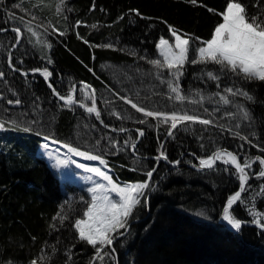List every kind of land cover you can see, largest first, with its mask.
I'll return each mask as SVG.
<instances>
[{
	"label": "trees",
	"instance_id": "trees-1",
	"mask_svg": "<svg viewBox=\"0 0 264 264\" xmlns=\"http://www.w3.org/2000/svg\"><path fill=\"white\" fill-rule=\"evenodd\" d=\"M227 2L197 0L193 5L185 0H63V3L61 0H4L0 4V29L20 26L26 37L18 47H13L14 33L0 34V71L5 73L0 79V93L6 98L0 99V119L10 124L7 130H0V264H31L33 260L37 264H89L94 255L92 247L80 242L78 234L74 235L73 227L75 219L83 218L90 196L74 183H62L39 154L44 135L100 154L112 167L115 178L124 183L145 181L146 171L158 163L151 188L147 190V201H142L135 210L126 236L115 241L112 246L115 253L110 262L106 258L105 264H264L263 230L244 225L236 233L220 223L228 195L238 190L236 177L225 170L234 166L218 161L213 170L193 167L199 166V159L220 148L233 151L242 164L245 159L251 162L256 156L264 158L261 151L264 149V82L235 77L229 81L222 77L217 88L215 82L195 78L204 69L203 65L186 64L181 88L191 89L193 93L201 90L205 97L202 107L186 101L188 114L213 119L214 124L181 125L174 130L173 137L166 135V125L155 127V118H147L152 127L138 124L136 119L142 114L116 95L119 92L148 110L159 109L170 115L173 104L180 102L157 95L161 87L147 75L151 65L139 56L159 58L155 43L161 35L170 36L168 25L199 38L195 44L203 46L201 42L210 39L217 23L222 22L220 13ZM240 2L247 6L250 15L264 14V0ZM18 3L22 8L12 7ZM131 10L141 15L136 16ZM20 16H24L23 22ZM76 21H80L78 27ZM28 24L35 36L26 32ZM53 30L54 36L50 35ZM60 31L66 34L60 36ZM48 43L52 44L50 49ZM105 43L113 47H102ZM132 52L138 56L131 55ZM9 53L17 67L29 72L27 77L10 70ZM48 57L51 64H47ZM20 60L22 64L17 63ZM45 65L53 73L49 81L30 71ZM218 67L208 64L207 70L215 72ZM49 82L62 95L71 92L75 103L69 106L59 101L52 95ZM233 82L253 97L252 101L230 97L247 108L250 121H243L239 116L228 118L225 112L235 113V107L217 104L218 98L207 100L215 92L228 95L223 88L232 86ZM83 84L91 88L82 89ZM92 89L101 120L85 111L91 106L85 93L91 95ZM17 97L22 101L20 105L7 104V99ZM6 108L10 112L3 111ZM205 108L212 116L204 112ZM216 108L220 111L213 112ZM109 112L120 113L125 119ZM9 115L17 125L11 124ZM33 117L40 123L31 125L34 131H23ZM237 122L241 124L240 129L234 127ZM219 125L224 126L223 130ZM120 126L127 131L119 132ZM229 127L247 135L256 146L234 138ZM137 129L145 131L143 137ZM108 137L118 146H124V141L131 139L123 151L110 152ZM97 140L99 148L94 147ZM132 143L136 144L135 151ZM161 152L169 161L180 160L181 164L174 166L163 159L157 162L154 158ZM137 159L139 164L134 163ZM259 169L256 161L251 171L258 173ZM248 184L252 187L246 185L247 191L234 207V215L242 222L260 219L264 223V193H260L264 178H250ZM252 212H258L259 217H253ZM58 213L66 217L62 224ZM192 213H204L206 220L197 219ZM68 256L72 257L71 261Z\"/></svg>",
	"mask_w": 264,
	"mask_h": 264
},
{
	"label": "snow or ice",
	"instance_id": "snow-or-ice-1",
	"mask_svg": "<svg viewBox=\"0 0 264 264\" xmlns=\"http://www.w3.org/2000/svg\"><path fill=\"white\" fill-rule=\"evenodd\" d=\"M185 2L195 5L197 0H185ZM3 3L4 0H0V4ZM61 3H63V0H61ZM12 7L20 9L22 8V4H13ZM209 10L212 11L211 9ZM24 11L27 12V10ZM131 12H134L136 16L141 15L137 10H131ZM220 15L222 16V22L217 23L210 39L201 42L203 46L195 44V40L199 38L192 37L187 33H182L180 30L168 25V33H170V36L165 38V36L161 35L158 43H155V48L158 49L159 52V58L139 56V59L147 60V63L151 65L147 75L158 81L161 91L157 93V95L164 96L167 100H174L180 103H174L171 114L168 115L159 109L148 110L145 106H140L137 102H133V99L128 96L120 95V93L117 92L116 95L119 99L123 100L125 104L131 105V108L135 109L137 113L142 114L141 117L136 119L138 124L152 127L153 125L149 123L147 118H155L157 121L155 127L158 128L161 125L167 126L166 135L168 137H173L175 135L174 130H178L181 125L187 127L188 123L198 122L203 126L214 124L213 119H201L196 114H188L185 102L187 101L202 107L205 97L202 95L201 90H196V92L193 93L191 89L185 91L181 88L180 82L187 71L185 67L186 64L203 65L204 69L195 78L198 80L206 78L210 82H215L217 88H220L222 77L229 81L235 77L244 81L264 82V14L250 15L247 6L240 2V0H228L226 8ZM12 19H16L15 14H12ZM19 19L23 22L24 16H20ZM32 19H35V17L33 16ZM65 19L67 20V17ZM79 24L80 21L75 22L77 27ZM92 27L96 28V25H92ZM4 31L14 33L15 43L13 47H18L22 39L26 38L23 35L24 30L20 26L0 29V34ZM26 32L30 33L31 36L36 35L30 24L26 25ZM45 32L47 33L48 30L45 29ZM65 34V31H60L59 33L60 36ZM50 35L54 36L55 30H53ZM171 40H174V43H170ZM85 43H88V41L85 40ZM101 46L112 48L113 44L105 43ZM47 47L50 49L52 44L48 43ZM131 55L138 56V53L132 52ZM7 63L11 71L18 72L24 77L29 75L28 71L17 67V65L12 62L11 53H9L7 57ZM17 63L22 64L23 60ZM51 63L52 60L48 57L47 64ZM208 64L219 67L214 72L207 70ZM30 71L33 75L39 73L45 81H49V78L53 75L46 65L43 68L37 67ZM4 77L5 73L0 71V79ZM48 87L52 90V95L58 97V100L63 101L65 105L71 106L75 103L71 92H69L68 95H62L51 82L48 83ZM90 88V85H82V89ZM164 89H166V91H164ZM72 91H75L74 86ZM223 92L228 95L215 92L209 94L207 100L211 102L213 98H218L216 99L217 104L235 107V113L231 111L225 112V116L228 118L235 119L239 116L243 121H250L251 115L247 108L243 104L230 99V97H243L247 101H252L253 97L244 89L236 87L234 82L232 86L225 85ZM13 95H15V93H13ZM137 95H139V93H137ZM192 96H196L198 99H191ZM0 99H6L3 97L2 93H0ZM85 99L91 100V106L85 109L86 113H94L95 119L101 120V111L97 109L95 90L92 89L91 95L85 93ZM21 103L22 101L18 97L15 100L7 99V104L11 106H18ZM80 107L84 108V105L81 104ZM3 111L10 112V109L6 108ZM219 111V108L213 109V112ZM204 112L212 116V113H209L207 108L204 109ZM24 115H28V113ZM109 115H114L118 119H125L120 113L109 112ZM127 118L131 119L132 117L128 116ZM8 119L13 126L17 125V121L11 119L10 115ZM39 123L40 121L33 117L28 126L23 128V131H34L31 125ZM101 123H103V121H101ZM7 127L3 119H0V130H7ZM104 127L107 128L109 125H104ZM219 127L221 130L224 128L223 125H219ZM234 127L235 129H240V122H237ZM113 131H117V129L113 128ZM118 131L126 132L127 129L120 126ZM136 131L140 137H143L145 134L143 129H137ZM228 131L234 138H239L241 141L252 145V141L247 135H242L240 131H233L232 127H229ZM36 134L41 135L40 132H36ZM43 139L45 142L41 147L45 150L49 159H51L53 153L49 150L50 145L48 143L50 136L44 135ZM130 139L131 138H129V140ZM129 140L124 141V146L129 144ZM108 141L110 152L113 149L117 151L124 150V146H118L112 141L111 137H108ZM51 143L57 144L59 142L55 138H51ZM200 146L201 148L204 147L203 144ZM61 147L66 148L67 152L75 157H83L87 161H99L100 165H105V160L101 158L100 154L93 155L88 151H81L77 147L68 144H62ZM94 147H101L99 140H97ZM131 147L135 151L136 144L132 143ZM239 147L242 149L244 144L241 143ZM261 151H264V149H261ZM154 159L157 162L163 159L165 162L174 166H179L181 164L180 160L169 161L164 152H161ZM217 161H221L223 165L234 166V169L227 168L225 170L236 177L238 181V190L235 191L234 194L228 195L226 206L222 208V219L226 221L232 229L241 230L242 221L234 215V205L241 201L242 193L247 191L246 185L248 188L252 187L248 184L250 178H264V158L256 156L253 161L250 162L249 159H245L242 164L238 155L233 151L220 148L212 154H209L206 158L199 159V168L201 170H213ZM256 161H258L260 166L258 173L251 171L252 165ZM67 163V160L57 159L54 167L66 166ZM134 163L139 164L140 161L137 159ZM76 167L84 169L88 173L95 174V177L99 179H94L93 176H88L86 178L91 184V186L87 188V192L90 194V202L86 203V211L83 212V218L75 219L74 221V235L78 234V240L80 242H84L86 245L92 247L94 255L89 264H96L97 261L100 262V264H105L106 258L110 262L115 253V249L112 247L115 240L122 236H126L130 218L134 215L135 210L141 206L142 201H147L148 197L146 190L151 188V181L154 177V173L157 171L158 163L154 165L151 170L146 171L145 174L147 179L145 181L124 183L123 186H121L119 182H114L112 176L109 175L107 171H101L99 167H89L84 163H78ZM260 193H264V184L260 185ZM260 193H257V195ZM230 209L233 211L230 212ZM57 215L60 216L59 213ZM199 215L203 216L204 213H199ZM251 215L253 217H259L260 214L258 212H252ZM56 219L57 217H53V220ZM64 219H66V217L60 216L61 224ZM252 223L264 229V223H262L260 219H253ZM71 259L72 257L68 256V260L71 261ZM31 264H37V262L33 260Z\"/></svg>",
	"mask_w": 264,
	"mask_h": 264
},
{
	"label": "rangeland",
	"instance_id": "rangeland-1",
	"mask_svg": "<svg viewBox=\"0 0 264 264\" xmlns=\"http://www.w3.org/2000/svg\"><path fill=\"white\" fill-rule=\"evenodd\" d=\"M3 122L7 125V122H5L4 120H3ZM9 125H7V126H9ZM44 142L45 141L43 139L42 144ZM48 143L50 145L49 150L52 151L53 157L51 159H49L45 150H43L41 147L42 144L40 146L39 154L47 160V162L53 168V170L58 175V178L60 179V181L62 183L73 182L76 185H78L81 189H83V191L86 192L90 196V194L87 192V188L90 187L91 184L86 178L88 176H93L94 179H99V178H96L95 174L88 173L84 169H79L76 167V165L78 163H84L89 167H99L101 171H107L108 174L112 176L114 182H119L121 184V186H123L124 183L120 182L118 179L115 178V176L113 174L112 167L110 166L108 161L105 158H103L102 156H101V158L105 160V165H100L99 161H87L83 157L73 156L72 154L67 152L66 148L61 147V145L64 143L59 142L57 144H53V143H51V138L49 139ZM57 149H58V151H57ZM79 150H81V149H79ZM81 151H84V150H81ZM89 153L93 154V155L96 154L94 152H89ZM57 159L67 160L68 163L66 166L54 167ZM126 183H128V182H126ZM146 192H147V190H146ZM192 216L197 218V219H200V220H206L203 216H201L197 213H192ZM129 226H130V223H129ZM121 231H123V230H121ZM114 244H115V242H114Z\"/></svg>",
	"mask_w": 264,
	"mask_h": 264
},
{
	"label": "water",
	"instance_id": "water-1",
	"mask_svg": "<svg viewBox=\"0 0 264 264\" xmlns=\"http://www.w3.org/2000/svg\"><path fill=\"white\" fill-rule=\"evenodd\" d=\"M61 102H63V101H61ZM63 103H64V102H63ZM217 163H218V161L216 162V164H217ZM216 164H215V165H216ZM215 165H214V166H215ZM193 167L198 168L199 170H201V169L199 168V166H193ZM203 170H207V169H203ZM242 194H243V193H242ZM237 204H238V203H237ZM237 204H236V205H237ZM236 205H234V207H235ZM231 211H232V210L230 209V212H231ZM220 223H221L224 227H226L227 229H229V230H231V231H233V232L238 233V232L240 231V230H234V229H232L231 226L228 225L226 221H223L222 217H221V219H220ZM244 225H251V226H254V227L258 228V229H261L258 225H255V224L252 223V222H249V223L242 222V226H244ZM261 230L264 231V229H261Z\"/></svg>",
	"mask_w": 264,
	"mask_h": 264
}]
</instances>
